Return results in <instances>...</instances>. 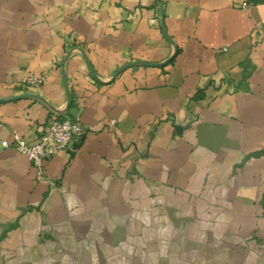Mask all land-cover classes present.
Instances as JSON below:
<instances>
[{
  "label": "crops",
  "instance_id": "0c3cea01",
  "mask_svg": "<svg viewBox=\"0 0 264 264\" xmlns=\"http://www.w3.org/2000/svg\"><path fill=\"white\" fill-rule=\"evenodd\" d=\"M0 264H264V0H0Z\"/></svg>",
  "mask_w": 264,
  "mask_h": 264
},
{
  "label": "built area",
  "instance_id": "2783aa9c",
  "mask_svg": "<svg viewBox=\"0 0 264 264\" xmlns=\"http://www.w3.org/2000/svg\"><path fill=\"white\" fill-rule=\"evenodd\" d=\"M46 80L45 76H30L25 84L28 87L38 88ZM86 129L79 119L62 116H53L40 132L38 139L33 144H27L17 134L12 135V141H3L4 149L13 148L25 156L39 173L44 169V164L60 152L75 151V145L81 141Z\"/></svg>",
  "mask_w": 264,
  "mask_h": 264
}]
</instances>
